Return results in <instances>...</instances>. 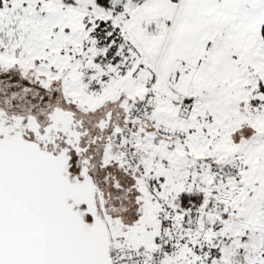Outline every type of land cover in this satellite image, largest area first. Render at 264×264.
<instances>
[{"label":"snow or ice","instance_id":"snow-or-ice-1","mask_svg":"<svg viewBox=\"0 0 264 264\" xmlns=\"http://www.w3.org/2000/svg\"><path fill=\"white\" fill-rule=\"evenodd\" d=\"M0 264H264V0H0Z\"/></svg>","mask_w":264,"mask_h":264}]
</instances>
